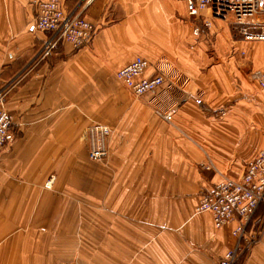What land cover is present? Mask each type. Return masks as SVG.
<instances>
[{"label":"crops","instance_id":"obj_1","mask_svg":"<svg viewBox=\"0 0 264 264\" xmlns=\"http://www.w3.org/2000/svg\"><path fill=\"white\" fill-rule=\"evenodd\" d=\"M39 1L0 0V89L17 129L0 153V264H217L228 250L230 264H264V201L238 235L237 218L216 228L195 211L264 147L253 77L264 73V40L209 10L211 25L194 34L185 0H60L95 33L41 59ZM137 55L145 75L164 76L159 103L133 99L116 77ZM93 122L110 128L109 157L94 171Z\"/></svg>","mask_w":264,"mask_h":264},{"label":"built area","instance_id":"obj_2","mask_svg":"<svg viewBox=\"0 0 264 264\" xmlns=\"http://www.w3.org/2000/svg\"><path fill=\"white\" fill-rule=\"evenodd\" d=\"M188 14L200 20L193 33L198 34L200 27L211 25L210 17H202V12L209 10L212 17H225L231 14L240 26V32L245 40H264V21H258L264 14V0H185ZM34 27L48 36L39 48V57L48 56L60 43L65 41L73 48L87 44L95 33V25L75 12H66L60 0H40L37 3ZM148 66L142 56H135L131 61L119 68L117 79L136 96L148 94L156 90L163 82L161 73L145 75ZM253 77L264 89V73L257 71ZM6 91L0 90V149L7 142L8 130L12 124V117L3 105ZM171 111L162 112L160 116L170 121ZM110 128L106 124L91 123L87 126L85 137L87 154L92 160H100L107 155L104 143L109 138ZM104 160V159H103ZM47 182L45 185L49 186ZM264 201V147L247 162L238 179L224 177L217 181L207 194L201 196L195 206L196 212L209 211L213 225L222 227L225 223L237 218L239 220L233 233H243L245 225L256 212L260 203ZM262 225L264 227V217ZM233 257L228 250L217 264H230Z\"/></svg>","mask_w":264,"mask_h":264},{"label":"rangeland","instance_id":"obj_3","mask_svg":"<svg viewBox=\"0 0 264 264\" xmlns=\"http://www.w3.org/2000/svg\"><path fill=\"white\" fill-rule=\"evenodd\" d=\"M60 4L62 5V3H61V1H60ZM62 7H63V5H62ZM66 11V10H65ZM66 12H70V11H66ZM188 13V12H187ZM189 15V14H188ZM190 16V15H189ZM191 17V16H190ZM192 18V17H191ZM192 20L196 23V24H200V20H196V19H194V18H192ZM131 61V60H130ZM148 62V61H147ZM124 66V65H123ZM122 66V67H123ZM146 72V71H145ZM165 83V79H164V82L156 89V90H154V91H152V92H149L148 94H145V95H141V96H136V95H134L132 92H131V90L129 89V88H127V87H125L122 83V85L127 89V90H129V92L131 93V96H132V98L133 99H135V100H148V101H150V102H157V103H159V101H160V94H159V91H160V89L162 88V86H163V84ZM5 104V100H3V105ZM153 111H154V113L156 114V115H158V116H160V113H162V112H165V111H167V110H164L163 109V106H161V105H159V106H154V108H153ZM161 117V116H160ZM162 118V117H161ZM163 119V118H162ZM171 119H172V114H171ZM171 119H170V121H171ZM163 120H165V119H163ZM166 122H170V121H167V120H165ZM16 132H17V129H15V126H14V124L12 125V127H11V125H10V127H9V130H8V135L9 136H11V138L13 137V135H15L16 134ZM8 142H9V138H8V140H7V142H5V144L3 145V147L0 149V153H2V152H4L5 150H6V148L9 146L8 145ZM104 143H105V145H106V147H107V155L102 159V161H100V160H92V159H90L89 158V156H88V154H87V161H88V164L89 165H92V171H94L95 170V164H105L106 162H107V159H108V157H109V139L108 138H106L105 139V141H104ZM9 144H10V142H9ZM90 160V161H89ZM89 174V173H88ZM4 174H1V176H0V180H5L6 179V177L5 176H3ZM94 175H95V173H90L88 176H87V179H86V181H95V177H94ZM71 180H75V181H78L79 179H80V176L78 175V174H71ZM232 179H238L239 177H236V178H233V177H231ZM104 179H106V180H109L110 178L108 177V178H105L104 177ZM46 180V183L47 182H51V181H53V178H52V175H50L48 178H46L45 179ZM209 192V191H208ZM207 192V193H208ZM206 193V194H207ZM261 203H263V202H261ZM261 203H260V205H261ZM259 205V206H260ZM253 243V242H252Z\"/></svg>","mask_w":264,"mask_h":264},{"label":"bare ground","instance_id":"obj_4","mask_svg":"<svg viewBox=\"0 0 264 264\" xmlns=\"http://www.w3.org/2000/svg\"><path fill=\"white\" fill-rule=\"evenodd\" d=\"M3 89V88H2ZM1 90V89H0ZM49 184V183H48ZM264 217V216H263ZM257 237H258V234L256 235V236H254V237H251L250 239H248V243L250 244V243H252V242H254L256 239H257ZM232 253L234 254V251H232Z\"/></svg>","mask_w":264,"mask_h":264}]
</instances>
